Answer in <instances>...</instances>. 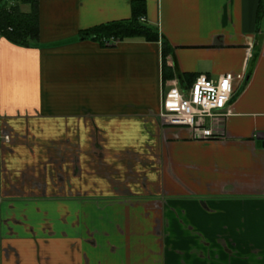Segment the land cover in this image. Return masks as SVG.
<instances>
[{
    "label": "crops",
    "instance_id": "0c3cea01",
    "mask_svg": "<svg viewBox=\"0 0 264 264\" xmlns=\"http://www.w3.org/2000/svg\"><path fill=\"white\" fill-rule=\"evenodd\" d=\"M134 1L166 81L160 41L78 38ZM259 4L38 0L31 46L0 36V264H264ZM227 72L244 80L210 139L161 123L169 81Z\"/></svg>",
    "mask_w": 264,
    "mask_h": 264
},
{
    "label": "trees",
    "instance_id": "16d2710c",
    "mask_svg": "<svg viewBox=\"0 0 264 264\" xmlns=\"http://www.w3.org/2000/svg\"><path fill=\"white\" fill-rule=\"evenodd\" d=\"M38 0H14L18 2L14 5L11 0L2 1L0 4V36L13 44L29 47L37 39L39 33L38 26ZM264 0H260L257 11L258 23L264 21ZM7 6V7H6ZM21 6H26L27 11H23ZM144 15V4L141 1H134L131 4V17L128 20L109 22L90 29L79 32V39H92L103 45V41L114 39L115 41H126L141 39L145 42L161 43V63L162 79L168 80V69L166 68V57L170 54L171 48L160 36L157 28L140 21ZM180 81L181 78L179 77Z\"/></svg>",
    "mask_w": 264,
    "mask_h": 264
},
{
    "label": "built area",
    "instance_id": "2783aa9c",
    "mask_svg": "<svg viewBox=\"0 0 264 264\" xmlns=\"http://www.w3.org/2000/svg\"><path fill=\"white\" fill-rule=\"evenodd\" d=\"M117 42L109 39L103 44L110 46ZM243 80V75L230 72L216 80L200 74L184 91L180 90L177 80H171L164 91L158 118L163 125L190 128L195 139H210L213 132L205 127V119H214L225 109L235 92V82Z\"/></svg>",
    "mask_w": 264,
    "mask_h": 264
},
{
    "label": "rangeland",
    "instance_id": "374dc122",
    "mask_svg": "<svg viewBox=\"0 0 264 264\" xmlns=\"http://www.w3.org/2000/svg\"><path fill=\"white\" fill-rule=\"evenodd\" d=\"M12 1V3H9V4H7V6L9 7L10 5H14V4H16V3H18V2H14V0H11ZM6 6V7H7ZM21 9H23V11H27V7L26 6H21Z\"/></svg>",
    "mask_w": 264,
    "mask_h": 264
},
{
    "label": "water",
    "instance_id": "95a60500",
    "mask_svg": "<svg viewBox=\"0 0 264 264\" xmlns=\"http://www.w3.org/2000/svg\"><path fill=\"white\" fill-rule=\"evenodd\" d=\"M178 83H179V85L181 84V81H180V79H178ZM181 88V87H180ZM263 139V140H262ZM262 139H259V144H261L263 147H264V138H262Z\"/></svg>",
    "mask_w": 264,
    "mask_h": 264
}]
</instances>
